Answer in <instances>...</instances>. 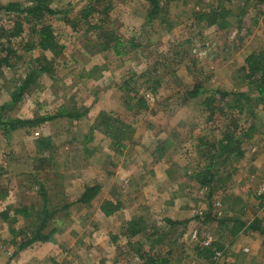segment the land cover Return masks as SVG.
I'll use <instances>...</instances> for the list:
<instances>
[{
    "label": "rangeland",
    "instance_id": "374dc122",
    "mask_svg": "<svg viewBox=\"0 0 264 264\" xmlns=\"http://www.w3.org/2000/svg\"><path fill=\"white\" fill-rule=\"evenodd\" d=\"M52 1L54 8L68 11L71 21L64 24L60 15L49 19L64 47L56 59L54 77L41 76L11 115L32 118L52 114L62 105L71 111L86 110V115L48 122L28 135L15 133L9 140L0 132V210L33 204L38 183L45 179L50 205L59 203L48 227L56 230L52 240L21 252L11 241L25 221L18 218L11 232L0 219V264H150L139 255L157 248L146 244L139 250L129 244L143 243L144 235L152 233L155 239H163L160 253L170 250V264H209L195 259L194 247L200 240H219L224 245L222 264H264V235L248 231L232 238L228 232H218L219 224L194 219L208 213L212 204L211 213L218 217L222 214L241 222L258 219L264 229V201L257 198L264 195V104L251 107L253 118L223 103L214 109L203 105L214 90L251 94L242 69L249 53L264 50V4L221 0L231 13L225 19L229 26L219 29L195 19L196 13L214 9L219 0H179L152 23L146 21L144 0L113 1L108 26L124 41L134 40L124 55L116 56L100 50L95 34L84 33L83 24L73 29L88 0ZM10 26V18L0 14V30ZM30 39L27 36L24 43ZM40 53L17 49L9 59L11 66L0 67V105L8 101L10 89ZM125 81L136 89L144 83V88H155L156 94L142 88L148 94L144 108L131 104L128 109L127 94L119 90ZM195 84L206 93L188 99L187 92ZM100 112L133 125L130 142H121L119 150L99 131L85 139ZM228 127L248 134L243 138L244 156L226 166L232 176L219 183L207 200L206 191L192 178L205 164L202 153L208 151L198 141L201 137L211 141L214 128L223 133ZM40 138L49 139L46 149L36 144ZM95 184L101 187L95 201L86 206L75 203L84 186ZM105 200L120 201L119 211L105 216L100 211ZM65 204L69 208L62 209ZM131 219H139L138 227L145 234L130 243L122 229ZM166 220L189 223L171 230Z\"/></svg>",
    "mask_w": 264,
    "mask_h": 264
},
{
    "label": "trees",
    "instance_id": "16d2710c",
    "mask_svg": "<svg viewBox=\"0 0 264 264\" xmlns=\"http://www.w3.org/2000/svg\"><path fill=\"white\" fill-rule=\"evenodd\" d=\"M113 1L120 0H88L85 6L77 14L75 23L72 27L74 29L77 25H84V33L93 32L95 34V41L100 42V50L112 51L116 56L124 55V52L132 46H134V40L124 41L116 32L115 29H110L109 25V12L112 8ZM148 4L146 21L152 23V20L158 18L161 13L167 11V7L171 3L179 0H144ZM187 2L188 0H180ZM231 1V0H226ZM257 4H264V0H255ZM52 0H25L22 3L8 2L6 4L0 3V14L7 15L11 20V26L8 29L0 30V67H10L9 59L12 55H15L17 49L24 48L25 51L31 52L33 50L40 51V56L31 60L27 65L25 74L16 80L15 85L10 89L8 95V101H5L0 105V132L3 137L9 140L13 134L21 133L28 135L31 132L39 129L43 124L48 122L57 121L60 119H68L70 121L79 120L86 115V110L83 111H71L66 105L60 106L52 114H45L42 116L35 115L32 118H19L13 117L11 113L18 108V106L24 101L25 97L31 93L33 88L37 85V81L43 75H47L49 78H53L55 74L56 59L60 57L63 51V46L59 43L54 30L52 28L49 19L60 15L64 24H70L68 17V11L57 9L53 7ZM231 13V10L226 9L221 0L218 1L217 6L214 9L204 12H198L195 14V19L198 22L205 21L207 26H218L219 29H224L229 26L226 23V17ZM28 36L30 41L24 43V39ZM3 40V43L1 42ZM90 43V42H89ZM15 46V47H14ZM47 54L51 55L50 58ZM244 82L246 86L251 89V94L247 92H227L214 90L210 97L205 99L203 105L205 107L214 109L217 103H223L228 109L236 110L240 114L248 112L250 118L254 117L253 108L254 104H264V50L249 53L244 59L243 66ZM147 74L150 75L149 72ZM90 78V75H86ZM145 76V75H144ZM148 79V78H147ZM146 79V80H147ZM137 87L131 88V81H125L119 87V90L127 95L126 107L130 109V105L136 109L144 108L146 96L148 95V89L144 88V83H140ZM155 86L158 82H153ZM147 90L143 93L141 89ZM155 88H150L152 94H156ZM128 93L132 95L129 96ZM206 91L199 84L193 85L192 89L187 92V98L191 100L197 99L200 95L205 94ZM141 110V109H140ZM207 112V111H206ZM211 112V110H210ZM212 115V112L211 114ZM209 116V114H207ZM229 128V127H228ZM253 127L248 129L252 130ZM211 132V136L214 139L211 141H204L199 138V144L207 145L208 151L204 155L202 153L201 160L205 161V164L200 167L199 171L193 173L192 178L197 182L203 191L207 193V200H211L214 196L213 193L219 183H223L229 176H232L233 172H229L226 168L233 160L241 159L244 156L242 150L243 138L248 134H242L236 127L229 128L223 133L214 128ZM249 130V132L251 131ZM99 131L102 136L106 137L116 150H119L123 145L121 142H130V139L134 133V127L131 123H127L124 118L114 115L112 113L100 112L95 118L92 125L89 127V133L85 137L86 140H90L91 136ZM194 139V136H191ZM36 144L41 149H46L49 145V139L40 138L36 140ZM188 144L185 145V151L188 152ZM42 152V151H41ZM50 159V157L48 158ZM227 164V165H225ZM223 171H219L220 169ZM46 180V179H45ZM41 181L38 183L37 199L31 205H18L7 206L0 212V219L8 230L12 229L18 218H22L25 224L17 229L19 235L12 240L11 243L16 245V252L24 251L36 243H47L52 240V235L55 233V229L48 230L50 222L54 216L58 213L59 206L57 202L53 201L54 206L50 205L48 187L46 182ZM101 187L97 184L86 185L82 188L75 203L81 205H89L96 200ZM260 201H264V195L259 194L257 196ZM236 199V198H235ZM234 199V201H235ZM239 200V199H237ZM61 204V203H60ZM262 205V204H261ZM62 206V205H61ZM70 204H65L62 209L69 208ZM36 207H39L38 209ZM121 202H113L105 200L101 206L100 211L105 216H111L115 212L119 211ZM212 204H209L208 213L197 215L194 219L202 224L206 222H215L219 224L220 234L228 232L232 238H236L240 233L252 232L264 235V229L258 219H253L250 222L238 221V219L227 218L221 214L222 217L211 213ZM139 219H131L123 224V235L131 243L137 235L145 234V229L138 227ZM169 229H174L177 225H186L189 222H178L166 220L164 222ZM231 224V225H230ZM184 228L180 232L183 234ZM142 231V232H141ZM140 232V233H139ZM157 234L158 231L155 230ZM154 233L151 235H144V242L133 241L131 246H139V250L143 249L146 244H149V248H162L163 239H155ZM222 237V236H221ZM13 238V237H12ZM16 240V241H15ZM153 249L152 253H144L141 251L139 255L141 258L146 257L150 264H170L171 252L169 249L165 253H160V249ZM195 259L207 262L209 264H222L224 245L219 240L202 241L200 240L198 245L194 247Z\"/></svg>",
    "mask_w": 264,
    "mask_h": 264
},
{
    "label": "built area",
    "instance_id": "2783aa9c",
    "mask_svg": "<svg viewBox=\"0 0 264 264\" xmlns=\"http://www.w3.org/2000/svg\"><path fill=\"white\" fill-rule=\"evenodd\" d=\"M36 136H37V134H35ZM193 235H195V233L193 234ZM208 242V241H207Z\"/></svg>",
    "mask_w": 264,
    "mask_h": 264
},
{
    "label": "crops",
    "instance_id": "0c3cea01",
    "mask_svg": "<svg viewBox=\"0 0 264 264\" xmlns=\"http://www.w3.org/2000/svg\"><path fill=\"white\" fill-rule=\"evenodd\" d=\"M2 210V209H1ZM1 210H0V212H1Z\"/></svg>",
    "mask_w": 264,
    "mask_h": 264
}]
</instances>
